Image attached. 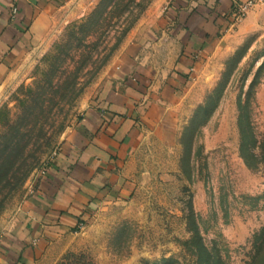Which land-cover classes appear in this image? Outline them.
<instances>
[{"label":"rangeland","instance_id":"obj_1","mask_svg":"<svg viewBox=\"0 0 264 264\" xmlns=\"http://www.w3.org/2000/svg\"><path fill=\"white\" fill-rule=\"evenodd\" d=\"M174 1L71 0L0 84V236L113 84L121 54ZM242 2L223 15L220 0H200L218 31L145 127L129 160L133 193L53 239L38 264H264V0Z\"/></svg>","mask_w":264,"mask_h":264},{"label":"crops","instance_id":"obj_2","mask_svg":"<svg viewBox=\"0 0 264 264\" xmlns=\"http://www.w3.org/2000/svg\"><path fill=\"white\" fill-rule=\"evenodd\" d=\"M70 1L0 0V84L46 39ZM220 1L216 7L224 15L234 1L246 0ZM180 3L167 7L134 51L121 54L113 84L83 113L22 204L17 222L0 236V264H38L53 239L78 228L102 205L131 196L129 160L145 127L157 124L171 106L179 81L219 28L214 16L200 15V0ZM152 75L158 80L151 81Z\"/></svg>","mask_w":264,"mask_h":264},{"label":"trees","instance_id":"obj_3","mask_svg":"<svg viewBox=\"0 0 264 264\" xmlns=\"http://www.w3.org/2000/svg\"><path fill=\"white\" fill-rule=\"evenodd\" d=\"M234 7H235V1L232 3V10L234 9ZM234 12V11H233ZM232 21H234V18H230L229 17V22H232ZM243 149V148H242ZM51 162V161H50ZM48 168V167H47ZM49 169V168H48ZM78 228H75V230H77ZM196 235H197V233H196ZM201 237V236H200ZM199 251V254L200 253H206L207 254V250H206V247L202 244V241H201V238H200V249L198 250ZM210 256L208 255V258H209ZM210 261V260H209ZM210 263H211V261H210Z\"/></svg>","mask_w":264,"mask_h":264},{"label":"built area","instance_id":"obj_4","mask_svg":"<svg viewBox=\"0 0 264 264\" xmlns=\"http://www.w3.org/2000/svg\"><path fill=\"white\" fill-rule=\"evenodd\" d=\"M253 1H256V0H246L244 2H242L244 5H247L249 3H252ZM236 6V5H235ZM46 171V170H45ZM45 171L43 172V174L45 173Z\"/></svg>","mask_w":264,"mask_h":264}]
</instances>
